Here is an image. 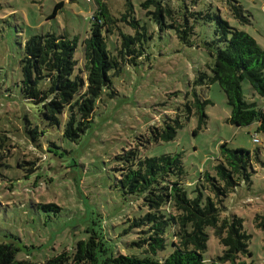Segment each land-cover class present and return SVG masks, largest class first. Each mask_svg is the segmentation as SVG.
<instances>
[{
  "label": "rangeland",
  "instance_id": "rangeland-1",
  "mask_svg": "<svg viewBox=\"0 0 264 264\" xmlns=\"http://www.w3.org/2000/svg\"><path fill=\"white\" fill-rule=\"evenodd\" d=\"M58 1L63 4L52 14ZM105 1L113 15L124 12V0ZM130 1L134 16L153 31L146 40L145 55L113 78L119 93L97 106L90 127L72 141L62 136L63 121L59 126L49 125L39 113L40 106L21 93L20 60L29 36L52 32L76 39L74 57L82 66V41L90 29L94 0H0V124L10 132L15 130L14 134L28 135L25 128L29 122L38 127L40 137L49 144L37 177L34 173L24 176L28 167L24 164L23 170L19 165L21 160L28 161L22 155L27 150L24 141L9 157V167L1 170L12 188H3L2 184L9 182L0 181V242L17 246L18 257L43 260L63 248L73 251L77 240L88 236L86 227L103 216L109 251L139 252V226L134 221L143 209L136 193L123 192L116 155L134 143L142 157L179 153L190 191L200 173L215 164L220 144L225 142L229 148L258 151L249 181L240 182L224 198L222 214L242 217L250 234L248 249L252 255L244 256L245 264H264V226L256 225L264 220V133L256 130L255 122L236 126L228 121L230 105L217 81L208 86L194 82L201 72L209 73L206 50L185 45L170 29L160 31L143 12L142 0ZM220 1L198 0L195 6L201 8L210 2V11L219 7L224 16L264 48V0H238L244 14L249 15L245 24L227 15ZM212 23L196 25L198 40L211 35ZM241 86L247 101L256 102L258 107L264 105V96L255 94L247 80ZM193 89L200 99L209 100L204 108L205 124L197 129V117L192 114L182 119L183 125L172 140L143 142L140 135L148 132L150 125L174 118L178 107L184 106L185 93ZM254 135L260 142L252 140ZM47 202L61 209L44 210L37 205ZM206 231L204 256L208 260L220 255L223 245L212 228ZM169 248L167 243L165 250L169 252Z\"/></svg>",
  "mask_w": 264,
  "mask_h": 264
},
{
  "label": "trees",
  "instance_id": "trees-1",
  "mask_svg": "<svg viewBox=\"0 0 264 264\" xmlns=\"http://www.w3.org/2000/svg\"><path fill=\"white\" fill-rule=\"evenodd\" d=\"M197 1L142 0L140 5L160 31L170 29L185 45L206 50L210 57L206 64L209 73L201 72L194 82L206 86L218 82L230 105L228 121L236 126L255 122L256 130L264 133V105L258 107L256 102L247 101L241 86L247 80L255 94L264 96V48L224 16L219 7L210 11L209 2L198 8ZM94 3L90 29L82 41V66L74 57L76 39L52 32L29 36L20 60L21 93L40 106L39 113L49 125L59 126L63 121L62 136L72 141L90 127L97 106L119 93L112 84L113 78L145 55L146 40L153 35L146 22L141 25L134 16L130 0H124V12L116 15L110 12L105 0ZM62 4L63 1L55 3L52 14ZM219 5L240 24L249 22V15L244 14L238 0H221ZM199 23H212L209 37L197 39ZM208 102L200 99L194 89L185 93L184 106L178 107L174 118L150 125L140 137L146 144L172 140L183 125L182 119L187 120L192 114L197 117L196 128H201L206 122L204 108ZM27 123L28 135L14 134L15 130L10 132L0 124L1 183L9 182L1 172L3 167H9V157L17 153L23 141L27 150L22 155L28 161L20 158L19 165L23 170L24 164L28 167L24 176L41 174V161L47 158L49 144L40 137L38 127ZM256 158L257 150L252 153L243 147L229 148L223 142L215 164L201 172L188 191L189 182L179 153L142 157L139 146L131 144L116 155L120 161L116 170L120 172L118 181L123 192L140 197L143 212L134 221L139 226V252L109 251L102 216L86 227L88 236L77 240L73 251L63 248L43 260L18 257L17 246L0 242V264H245L244 256L252 255L248 249L250 234L242 217L222 214V210L224 198L235 186L249 181ZM2 185L12 188L10 182ZM37 205L44 210L61 209L54 202ZM256 225L264 226V220ZM207 228H212L223 245L222 253L208 260L204 256ZM167 243L169 252L165 250Z\"/></svg>",
  "mask_w": 264,
  "mask_h": 264
},
{
  "label": "built area",
  "instance_id": "built-area-1",
  "mask_svg": "<svg viewBox=\"0 0 264 264\" xmlns=\"http://www.w3.org/2000/svg\"><path fill=\"white\" fill-rule=\"evenodd\" d=\"M252 140L254 142H259L260 141L259 138L256 135L252 136Z\"/></svg>",
  "mask_w": 264,
  "mask_h": 264
}]
</instances>
